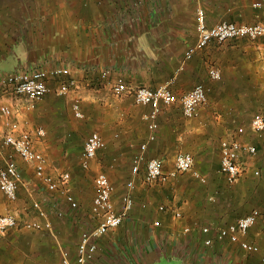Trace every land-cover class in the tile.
<instances>
[{"label": "crops", "instance_id": "0c3cea01", "mask_svg": "<svg viewBox=\"0 0 264 264\" xmlns=\"http://www.w3.org/2000/svg\"><path fill=\"white\" fill-rule=\"evenodd\" d=\"M254 1L261 7L253 8ZM198 9L203 10L208 27L220 21L264 22V0H0V75L70 69V76L64 79L47 78L50 92L34 109H25L22 98L3 90L0 107L10 106L15 112L9 120L17 121L32 134L36 150L47 158L48 174L71 175L65 187L79 204V209L71 210L59 189L47 191L51 196L47 202L43 200L46 188H39L33 166L15 155L23 180L14 202L0 193V215L21 217L37 196L46 217H40L33 208L37 217L32 220L41 225L49 222L51 227L13 229L0 236V264H62L65 258L77 264L80 235L95 226L90 207L96 189L93 181V190L86 193L89 169L80 165L84 143L78 151L74 141L79 132L88 130L92 119H112L108 122L112 129L121 126L120 131L126 134L108 146V151H101L105 147L99 150L90 170L97 161L94 176L98 172L108 176L114 186L112 201L117 211L123 206L125 193L132 197L133 207L122 225L97 241L95 259L89 264H161L163 260L165 264H262L264 219L246 236V240L259 245L256 255L246 254L228 242L206 248L202 242L207 235L198 230L210 226L212 236L213 229L234 222L250 210H264V139L254 143L248 137L252 132L246 129L239 138L255 145L257 154L241 156L244 172L234 184H228L220 172L219 145L233 129L230 123L234 114L228 109L247 96L249 49L240 44L243 40L194 49ZM190 50L192 57L186 59ZM210 68L220 71L219 81L209 78ZM104 71L108 73L105 78L101 76ZM70 79L75 80L76 88L57 94L59 82ZM119 83L152 90L167 86L174 94L173 105L163 108L156 118L155 140L148 137L145 115L149 107L137 105L131 94L115 96L112 88ZM197 84L205 87L207 103L197 115L185 118L180 98ZM257 95L264 100V93ZM75 101L84 120L74 115ZM139 123H143L142 136L136 137ZM7 127V123H0V144ZM37 128L44 129L43 137L36 136ZM142 144L146 145L143 150ZM180 152L192 155L193 171L205 182L190 173L198 185L188 192L181 187L179 192L173 190L174 194L171 186L183 173L165 184L144 182L147 159H160L168 172ZM129 182L134 183L131 190ZM175 193L181 200H175ZM216 200L223 201V209L218 203L207 205ZM160 205L167 211H159ZM174 210L181 213L180 219L174 218ZM59 211L62 216L57 215ZM218 212H223L226 222L215 227L212 223ZM186 227L191 231L184 233Z\"/></svg>", "mask_w": 264, "mask_h": 264}, {"label": "built area", "instance_id": "2783aa9c", "mask_svg": "<svg viewBox=\"0 0 264 264\" xmlns=\"http://www.w3.org/2000/svg\"><path fill=\"white\" fill-rule=\"evenodd\" d=\"M253 8H260L261 4L258 1L252 3ZM197 25L196 33L197 40L194 49L201 50L207 48L211 44L221 45L231 40H250L255 41L264 38V22L255 24H239L229 21H220L208 27L205 20V15L202 9L197 10ZM193 50L186 52V59L192 57ZM107 72L102 73V77L107 76ZM70 76V69L67 67H55L52 69H36L31 71H12L7 74L0 75V90L10 91L18 98L24 101V107L27 110L35 108L50 89L47 85V78L64 79ZM208 76L213 81L221 79V73L216 68H210ZM70 88H76L75 80L60 81L56 93L59 95L67 94ZM115 96L131 94L137 105L149 107L148 114L145 119L148 123L149 140L153 141L156 138L158 124L157 116L163 108L173 105L175 101L174 94L167 86L158 87L152 90L145 86L129 87L124 83H119L112 88ZM207 103V91L202 84L195 85L192 89L184 93L180 98V107L182 115L185 118H192L197 115L199 109ZM74 115L78 119L83 118V113L80 109L78 101L73 103ZM12 108L8 105L0 107V123H7L5 135L2 139V146L10 148L14 155L25 163L31 164L34 169L35 177L45 186L47 191H56L61 186L66 185L70 181L68 172L61 173L58 177H53L47 172V158L38 152L34 145L32 134L23 130L19 123L15 120L10 121L13 115ZM15 114V113H14ZM250 132L259 134L264 132V116L260 113L254 114L248 126L238 127L229 137L221 140L220 149V172L224 176L228 184H234L240 178L243 172L241 162L242 155L253 156L257 153V148L251 143H247L239 138L245 133L246 129ZM37 137H43L45 131L43 128L35 130ZM105 147V142L102 136L94 131L91 132L84 141L83 150L80 156V165L83 169H89L91 162L95 159L99 150ZM146 145L142 144L141 149H145ZM142 158V157H141ZM139 161V159H138ZM194 159L190 153L180 152L174 158L172 170L166 172L163 167V162L158 158H149L146 160L144 182L146 184L161 183L165 184L170 179L175 178L179 173H192L195 178L205 182L204 178L193 171ZM22 174L16 160L12 155L8 156L4 161V165L0 168V193H2L9 202H14L17 199L18 187L22 183ZM94 186L96 189L95 195L90 207V215L95 221V226L91 229L82 231L77 245V264H89L95 259L97 252V241L108 233L117 229L122 225L123 221L128 216V213L133 207V199L129 193H125L121 198L123 206L117 211L113 201L112 193L114 186L110 182L108 176L103 172H98L94 176ZM129 189H133L134 183L129 182ZM64 202L71 210L79 209V204L69 192H63ZM33 207L38 211L40 217H46V211L41 207V203L34 202ZM158 210L161 212L167 211L165 205H160ZM62 212H58V216H62ZM173 216L175 219L181 218V213L174 210ZM260 219H264V210L254 208L247 214L239 217L234 222L228 223L217 229L210 226L199 227V233L207 235L203 239V245L206 248H211L217 242L220 245L228 242L232 245H237L244 253L256 255L260 252V247L255 242L246 240V236L252 227H254ZM24 229H50V223L46 222L41 225L37 221L24 222L20 225L17 218L8 213L0 215V236L19 227ZM184 233L191 231L186 227ZM260 262L264 264V255L260 256ZM62 264H72L66 258Z\"/></svg>", "mask_w": 264, "mask_h": 264}, {"label": "rangeland", "instance_id": "374dc122", "mask_svg": "<svg viewBox=\"0 0 264 264\" xmlns=\"http://www.w3.org/2000/svg\"><path fill=\"white\" fill-rule=\"evenodd\" d=\"M228 42H236L237 43L236 40H231ZM223 44H225V43H223ZM223 44H221V45H223ZM240 44L248 47V49H249L248 50L249 54H247L248 59L246 61L247 63H246V67H245L246 71H247V74L245 77L246 78L245 79V83H246L245 89L247 91V96H243L242 98H244V100H242L241 102H234L231 106V108H232L231 110H229L230 108L228 109V111H233V114H234V118L232 120L233 122L230 123V126L233 127V129H231V131H232L231 133H234L238 127H245L246 128L251 117L254 114L260 113V114L264 115V100H262L261 96L257 95L259 93H260V95H261V93H264V38H261L259 40H255V41L243 39V43H240ZM255 52H258V53L256 54ZM233 75L234 74H232V76ZM83 120H84V118H83ZM88 121H90V120H88ZM106 121L112 122V119H106ZM92 122L93 123H90L91 125L87 126L88 130L84 129V131L79 132L75 137L74 145L77 147L78 151L82 149V145L85 141V138H86L87 134L91 131H97L98 133H100L102 135V138L105 142V148L101 151H104V150L108 151V146L110 147L112 144L114 145L116 141L124 138V136L126 135L120 131L121 126H118L115 128V130H113L111 127L112 126L111 123L109 124L108 122H103V120H101V119L99 121H97L96 119H92ZM115 125H117V123ZM142 129H143V123H139V126H138L139 132H137L136 137L142 136ZM247 131L250 132V130L248 128H247ZM4 135H5V133L3 134V136ZM248 137L252 138V140L255 143L256 140L264 139V132L259 133V134L251 133V134H249ZM189 147H190V145H189ZM106 154H107V152L104 153V156H106ZM9 155H12L15 160L17 159V157L15 158L13 151L10 148L2 146V143H1L0 144V168L3 167V165H4L3 161ZM97 170H98V166H97V161H96V163L93 165V168L91 170L89 168V173H88L89 177L85 181L86 182L85 183L86 184V193H91V191L93 190V177H94V174ZM243 172H244V170H243ZM183 174L184 175H181L178 177V180H177L178 183L171 186L170 192H173V194L175 192L173 190H177L179 192L180 190H182L181 187H184L183 188L184 191L188 192L192 189V186L195 188L198 185V183H197L198 181H196L194 178H192L190 173H183ZM70 179H71V175H70ZM40 183L38 184L39 188H41V189L45 188V186H42L41 185L42 183L41 184ZM68 184H70V181L66 185L61 186L59 188V194L61 192H65V190L68 191L69 193H71V191H69L67 189L68 187L67 188L65 187V186H68ZM48 193L49 192H47V190H45V192L44 191L42 192V198H43V200L46 199V202L48 201V196H49ZM175 194H177L176 195L177 197L175 198V200L176 201L181 200L178 198L180 196V194L179 193H175ZM56 195H54V196L57 197ZM60 196H61V194H60ZM34 198H35V200L31 201V204H29V206L27 204V207H25V209H24V213L23 214L19 213L21 215V217L18 215H14L17 218V220L20 222V225H22L24 222L33 221L32 219L37 217V215H35L34 211H33L34 210L33 209L34 208L33 203L34 202L42 203V202L38 199L37 196ZM222 202H223L222 200H219V201L216 200L215 202L208 201L207 205L214 206V204L218 203L219 208L220 207L222 208V206H223ZM218 213L219 214L217 216H215V218H214L215 221L212 223V225H214L215 227L222 225V224H225V222H226V219H224L225 216H224L223 212H218ZM24 214L27 215L28 217L24 218V216H23ZM207 217H209V216H207ZM210 218H213V217L211 216ZM21 228L22 227L20 226L17 229H21ZM165 263H166V261H164V260L161 262V264H165Z\"/></svg>", "mask_w": 264, "mask_h": 264}]
</instances>
